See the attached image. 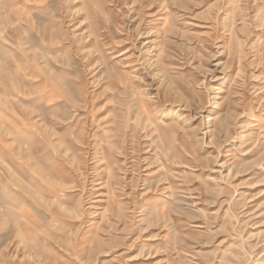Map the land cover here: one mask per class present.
I'll use <instances>...</instances> for the list:
<instances>
[{"label":"rangeland","instance_id":"obj_1","mask_svg":"<svg viewBox=\"0 0 264 264\" xmlns=\"http://www.w3.org/2000/svg\"><path fill=\"white\" fill-rule=\"evenodd\" d=\"M0 44L54 189L3 264H264V0H0Z\"/></svg>","mask_w":264,"mask_h":264},{"label":"crops","instance_id":"obj_2","mask_svg":"<svg viewBox=\"0 0 264 264\" xmlns=\"http://www.w3.org/2000/svg\"><path fill=\"white\" fill-rule=\"evenodd\" d=\"M0 45L3 49V44ZM2 81L3 75H0V89ZM4 126L3 105L0 103V264H3V242L16 239L17 234L26 237L30 225L34 224V207L23 194L54 191L52 185L41 183L33 175L41 167L40 151L33 148L31 153H27L22 143L14 147L23 137L3 136ZM29 141L27 143L34 144ZM42 167L51 168L49 164Z\"/></svg>","mask_w":264,"mask_h":264}]
</instances>
